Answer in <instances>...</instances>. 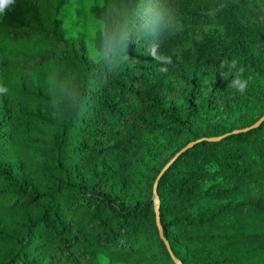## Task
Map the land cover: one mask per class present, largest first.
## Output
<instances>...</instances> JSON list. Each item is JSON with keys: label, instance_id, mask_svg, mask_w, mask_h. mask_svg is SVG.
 I'll use <instances>...</instances> for the list:
<instances>
[{"label": "trees", "instance_id": "obj_1", "mask_svg": "<svg viewBox=\"0 0 264 264\" xmlns=\"http://www.w3.org/2000/svg\"><path fill=\"white\" fill-rule=\"evenodd\" d=\"M263 115L264 0H15L0 264H264Z\"/></svg>", "mask_w": 264, "mask_h": 264}, {"label": "water", "instance_id": "obj_2", "mask_svg": "<svg viewBox=\"0 0 264 264\" xmlns=\"http://www.w3.org/2000/svg\"><path fill=\"white\" fill-rule=\"evenodd\" d=\"M264 120V115L263 116H261L251 127H249V128H246V129H244V130H242V131H245V130H248V129H250V128H254V127H256L261 121H263ZM177 155V154H176ZM175 155V156H176ZM174 159V158H173ZM173 159H171L163 168H162V170L160 171V173L158 174V176L156 177V180H155V182H154V184H153V199H154V202H155V204L157 205V199H156V195H155V191H154V189H155V186H156V181H157V179H158V177L162 174V172L166 169V167L172 162V160ZM155 224H156V226H157V230H158V234H159V237L162 239V241H163V243H164V245H165V247H166V249L167 250H169L168 249V245H167V243H166V241L163 239V237H162V234H161V228H160V226H159V224H158V215H157V212H155ZM174 264H180L178 261H176V260H174Z\"/></svg>", "mask_w": 264, "mask_h": 264}, {"label": "clouds", "instance_id": "obj_3", "mask_svg": "<svg viewBox=\"0 0 264 264\" xmlns=\"http://www.w3.org/2000/svg\"><path fill=\"white\" fill-rule=\"evenodd\" d=\"M14 2L15 0H0V12H3L5 7L13 4ZM234 83L238 85V90H243L246 87V82H241L240 80H237Z\"/></svg>", "mask_w": 264, "mask_h": 264}, {"label": "rangeland", "instance_id": "obj_4", "mask_svg": "<svg viewBox=\"0 0 264 264\" xmlns=\"http://www.w3.org/2000/svg\"><path fill=\"white\" fill-rule=\"evenodd\" d=\"M0 15H1V12H0Z\"/></svg>", "mask_w": 264, "mask_h": 264}]
</instances>
